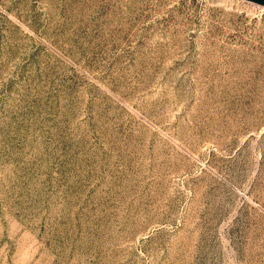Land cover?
I'll use <instances>...</instances> for the list:
<instances>
[{"label":"rangeland","instance_id":"rangeland-1","mask_svg":"<svg viewBox=\"0 0 264 264\" xmlns=\"http://www.w3.org/2000/svg\"><path fill=\"white\" fill-rule=\"evenodd\" d=\"M0 264H264V7L0 0Z\"/></svg>","mask_w":264,"mask_h":264},{"label":"water","instance_id":"water-1","mask_svg":"<svg viewBox=\"0 0 264 264\" xmlns=\"http://www.w3.org/2000/svg\"><path fill=\"white\" fill-rule=\"evenodd\" d=\"M246 1H249L251 3H254V4H257V5L264 7V0H246Z\"/></svg>","mask_w":264,"mask_h":264}]
</instances>
